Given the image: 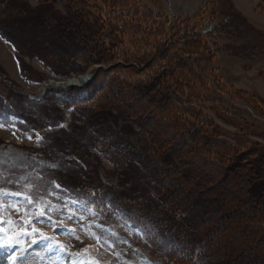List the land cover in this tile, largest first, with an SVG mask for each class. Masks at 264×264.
Masks as SVG:
<instances>
[{"label": "trees", "instance_id": "obj_1", "mask_svg": "<svg viewBox=\"0 0 264 264\" xmlns=\"http://www.w3.org/2000/svg\"><path fill=\"white\" fill-rule=\"evenodd\" d=\"M40 1L32 6L9 0L4 6L0 25L17 27L5 38L20 52L36 54L61 75L116 59L129 64L117 60L69 94L71 121L50 138L46 134L42 150H31L47 165L35 171L26 158L14 168L16 178L0 181L31 186L28 191L40 200L61 185L53 208L84 215L92 206V216L107 226L131 224L132 235L121 234V241L145 243L157 264H264V146L243 139L249 124L234 109L213 108L221 120L241 126L237 130L217 125L204 104L185 96V87L192 97L208 93L199 84H205L206 69H198L191 55L197 45L165 41L169 46L154 54L150 42L163 45L158 38L166 34L168 15L145 0ZM221 15L229 19L222 33L262 34L232 0L221 1ZM237 92L246 99L247 89ZM45 101V114H38L43 125L64 122L66 111L55 99ZM0 113L24 119L16 124L20 129L39 125L12 102L0 106ZM92 155L112 164L116 182L102 179L89 162ZM73 197L81 207L69 205Z\"/></svg>", "mask_w": 264, "mask_h": 264}, {"label": "rangeland", "instance_id": "obj_2", "mask_svg": "<svg viewBox=\"0 0 264 264\" xmlns=\"http://www.w3.org/2000/svg\"><path fill=\"white\" fill-rule=\"evenodd\" d=\"M27 1L33 5L39 3L38 0ZM150 1L147 0V3L155 10L160 8L165 10L175 4L176 13L167 14L168 21L170 19L177 20V16H179L180 19H185L187 17L188 19L185 20L197 21L198 17L205 19L222 17L221 1L223 3L226 0H190V4L188 1H184V4H181L183 0H158V5ZM234 1L235 6L248 14L252 24L261 30L262 34L259 35L254 31L249 32L246 29L242 33L218 32L213 37L214 43L218 46L216 55L209 53L206 48L201 50L195 46V52L191 53L195 60V62H193L197 68L199 67L198 69L202 70V67L206 69V71L202 70L205 84L202 82L199 84L202 86V90H206L208 93H206L207 95H204L202 99L192 97L194 93L190 88L185 87V96L189 95L192 101L200 102V105L204 104L202 107L206 109L205 112L213 117L217 125L231 130L241 129V126L229 124L230 119L225 120L222 118V121L215 114L213 108L219 109L217 105L219 104L221 108L222 106H226L234 109L235 111H233L236 112L239 117L245 119L249 124V128L245 131L246 137L243 139L250 138L264 146V0ZM186 4L192 7L190 12L185 11ZM191 13L194 14L193 17H189ZM182 14L187 16L183 17ZM3 18V9L0 5V21H3ZM5 25L6 26L0 25V27H3L6 32H9L8 30L11 29L16 30L17 28L16 26ZM167 27L168 26H166V34L158 38L159 41H164L163 45L158 44L157 46V41L155 40L150 42L149 49L153 50L152 52L154 54L158 53L163 47L166 49V39L171 38L174 41L177 39L175 35L177 31L173 29V26H170V34ZM21 47L24 49V43L22 42ZM204 56L208 57L205 58ZM22 60L27 69L25 70L26 72H23L21 69L20 65ZM117 60L119 59L114 60L112 63H94L87 69L91 71L97 70V72L99 69H109L114 66ZM119 62L122 64H129V62L125 63L123 60H119ZM69 74L71 73L65 75ZM50 79H56L52 82H65L69 79H75V77H68L67 79L64 75H54L52 70L45 68L40 60L34 57V54L31 56L28 55L25 49L24 53L17 52L0 36V106H2L3 95H5L4 97L14 101L18 109L20 108L25 114L28 113L32 121L39 124L27 132L9 125L0 127V147L5 146L2 147L0 156L7 150H11L12 152H31L33 149L38 152V150H42L46 145L45 141H41L42 137L48 134V138H50L52 132L57 129V125H50L48 123L43 125L45 123V117L44 115L39 116L38 114L44 112L43 108H41L44 104L41 106L39 104H31L29 102L30 99H28V93L31 95H39L42 86ZM241 88L248 90L246 99L237 92V89ZM20 91H22L23 94L19 93ZM20 94L22 96H20ZM49 94L50 93H48L45 98H54V94ZM250 94L261 96L263 99H254L250 97ZM18 96L22 97L23 100L19 101ZM101 96L102 94L100 97ZM214 96L219 100L213 99ZM94 104L97 106L101 105L100 101ZM215 105H217V107H215ZM56 106L64 110V105L61 106V104L56 103ZM221 111L223 110L221 109ZM64 118L65 122L71 121L69 111L65 114ZM8 161L13 160L8 159ZM89 162L91 166L94 165L98 170H101L103 180L108 181L107 179H110L109 182L117 180L118 177L115 169L106 159L99 157L98 161H96V157L92 155V160ZM13 163L14 162H10L9 164ZM117 185L112 186L118 188L119 186ZM26 187L29 188V186ZM27 188L26 190H29L31 186L29 189ZM32 198H34V196H32ZM8 199L12 200L13 198L8 197ZM21 205L22 203L19 204V206ZM8 207L9 205L7 208ZM15 212L16 210L14 207L12 211L5 214L6 216H12L13 223L11 227L0 217V222L4 223L9 231L4 234L8 236V243L10 244L14 243L15 240L25 232L16 225L15 221L17 215H13ZM0 215L3 216L4 214ZM68 217L69 214H65L63 218L59 216L60 226L53 230H50L51 223L42 222L44 227H46L44 233L50 235L49 239H56L54 246L62 245L65 247L63 248L64 253L68 254L63 256L57 264H77V261H79V264H99L96 259H99L102 264H142V262L153 264L152 260L149 258L150 251L145 245L135 246L129 255L121 258V256L114 251L110 240L104 236H97L99 238L97 240L87 234L90 230L91 233H94L96 236V233L93 231L97 228L95 227L97 224L91 221H80V215L72 216L71 219ZM64 224L71 225V230H68V227L64 226ZM73 231L75 234L78 233V235L73 234ZM45 237L46 236H37L35 239L41 240ZM76 237H79V239ZM23 247L26 249L27 264H52L43 243H36L29 247L27 241H25ZM17 250L19 254V248ZM17 257L19 262V255ZM5 262L6 250H0V263L5 264ZM19 264H24V262H19Z\"/></svg>", "mask_w": 264, "mask_h": 264}, {"label": "snow or ice", "instance_id": "obj_3", "mask_svg": "<svg viewBox=\"0 0 264 264\" xmlns=\"http://www.w3.org/2000/svg\"><path fill=\"white\" fill-rule=\"evenodd\" d=\"M2 126H4V122H0V127ZM9 196H16L17 200L14 201L13 204H9L8 209H5L2 207V205L8 202ZM20 200H23L27 205H31V207L25 211V216L35 217L37 220H41L46 215L44 209H40L39 211L32 210L33 208H40L41 203L44 204V208L50 211H61L60 208H53V206L46 201L34 202L31 197H26L21 193H6L2 189H0V214H7V212L12 211L15 205L18 204ZM73 203H75V201H73ZM20 211L21 209H17L14 215L19 216ZM48 218L50 219V217ZM68 218L71 219L72 215L69 214ZM7 223L12 224L13 221L9 219ZM15 223L17 226L26 229V231L23 235L19 236L14 243L10 244L8 243V236L4 234L5 225L4 223L0 222V250H6V260L12 261V264H19V262H24V264H27L26 249L23 247V243L25 241H27L29 247L36 243H43L47 254H49L50 256L52 264H57V262L61 260L63 256L68 255L64 253L63 246H54V243L49 238L45 237L41 240L35 239V237L37 236H43V233L39 232L35 227L32 226L31 220H25L24 217H20L15 221ZM53 227H55V225H53ZM73 234H75L74 231ZM87 234L92 236L94 239H99L95 236L94 233H91L90 230ZM77 239H79V237H77ZM13 248H19V254L15 251H12ZM17 255H19V262L17 261ZM77 264H79V261H77Z\"/></svg>", "mask_w": 264, "mask_h": 264}, {"label": "bare ground", "instance_id": "obj_4", "mask_svg": "<svg viewBox=\"0 0 264 264\" xmlns=\"http://www.w3.org/2000/svg\"><path fill=\"white\" fill-rule=\"evenodd\" d=\"M85 78L86 76L81 75L79 78H76V79H69L65 82H52L49 84H53L56 87H67V86H71L72 84H76L78 82L83 83L84 81H87Z\"/></svg>", "mask_w": 264, "mask_h": 264}, {"label": "crops", "instance_id": "obj_5", "mask_svg": "<svg viewBox=\"0 0 264 264\" xmlns=\"http://www.w3.org/2000/svg\"><path fill=\"white\" fill-rule=\"evenodd\" d=\"M184 1H188L189 2V4H190V0H183V4H184ZM189 4L187 5H185V11L186 12H190V10L192 9V7L191 6H189ZM187 6V7H186ZM193 13V12H192Z\"/></svg>", "mask_w": 264, "mask_h": 264}, {"label": "built area", "instance_id": "obj_6", "mask_svg": "<svg viewBox=\"0 0 264 264\" xmlns=\"http://www.w3.org/2000/svg\"><path fill=\"white\" fill-rule=\"evenodd\" d=\"M214 28V26L213 25H210V27H205L204 29H209V30H211V29H213Z\"/></svg>", "mask_w": 264, "mask_h": 264}]
</instances>
